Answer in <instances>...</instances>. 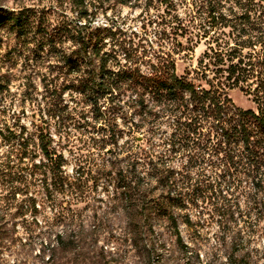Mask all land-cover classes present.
Listing matches in <instances>:
<instances>
[{
  "label": "clouds",
  "instance_id": "obj_1",
  "mask_svg": "<svg viewBox=\"0 0 264 264\" xmlns=\"http://www.w3.org/2000/svg\"><path fill=\"white\" fill-rule=\"evenodd\" d=\"M0 264H264V0H0Z\"/></svg>",
  "mask_w": 264,
  "mask_h": 264
},
{
  "label": "rangeland",
  "instance_id": "obj_2",
  "mask_svg": "<svg viewBox=\"0 0 264 264\" xmlns=\"http://www.w3.org/2000/svg\"><path fill=\"white\" fill-rule=\"evenodd\" d=\"M206 54V53H205ZM202 61L200 60L199 58V54L197 56V66H199V64L201 63ZM219 71H223V69H220Z\"/></svg>",
  "mask_w": 264,
  "mask_h": 264
},
{
  "label": "trees",
  "instance_id": "obj_3",
  "mask_svg": "<svg viewBox=\"0 0 264 264\" xmlns=\"http://www.w3.org/2000/svg\"><path fill=\"white\" fill-rule=\"evenodd\" d=\"M229 71L232 72V71H234V69H230ZM229 78H231V76Z\"/></svg>",
  "mask_w": 264,
  "mask_h": 264
}]
</instances>
